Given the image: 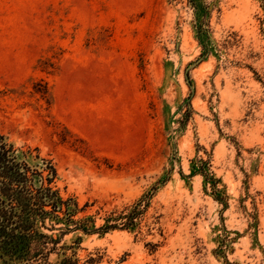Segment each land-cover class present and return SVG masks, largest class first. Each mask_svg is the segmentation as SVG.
<instances>
[{"label": "rangeland", "instance_id": "obj_1", "mask_svg": "<svg viewBox=\"0 0 264 264\" xmlns=\"http://www.w3.org/2000/svg\"><path fill=\"white\" fill-rule=\"evenodd\" d=\"M0 132L93 221L48 264H264V0H0Z\"/></svg>", "mask_w": 264, "mask_h": 264}, {"label": "trees", "instance_id": "obj_2", "mask_svg": "<svg viewBox=\"0 0 264 264\" xmlns=\"http://www.w3.org/2000/svg\"><path fill=\"white\" fill-rule=\"evenodd\" d=\"M57 180L53 160L42 156L38 148L16 147L0 132V264H48L55 250L49 245L58 242L41 232L47 219L92 231V220L74 221L78 204L61 196ZM139 206L126 215L112 217L108 222L114 224L94 230L117 229L118 224L126 229L135 226Z\"/></svg>", "mask_w": 264, "mask_h": 264}]
</instances>
